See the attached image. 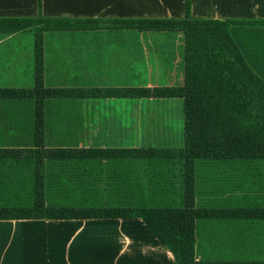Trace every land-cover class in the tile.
Returning a JSON list of instances; mask_svg holds the SVG:
<instances>
[{
  "label": "crops",
  "instance_id": "obj_1",
  "mask_svg": "<svg viewBox=\"0 0 264 264\" xmlns=\"http://www.w3.org/2000/svg\"><path fill=\"white\" fill-rule=\"evenodd\" d=\"M184 13V0H0V19L96 21L41 34L39 64L47 88L181 85V43L178 48L162 46L166 37L180 41L179 34L128 30L111 21L182 19ZM190 15L264 23V0H190ZM230 34L264 82V26L232 27ZM34 44L31 31L0 32V89L33 88ZM176 100L49 99L43 102L37 134L34 99L0 98V198L33 199L40 182L46 199L182 207L180 162L42 158L43 152L56 150L179 149L183 139L177 144L163 136L175 129L165 121L172 118L163 106ZM154 128L162 131L152 132ZM195 206L230 213L196 222V261L264 264V217H246L251 211L264 213V160L197 163ZM0 264H174V258L138 218L30 219L0 221Z\"/></svg>",
  "mask_w": 264,
  "mask_h": 264
},
{
  "label": "trees",
  "instance_id": "obj_2",
  "mask_svg": "<svg viewBox=\"0 0 264 264\" xmlns=\"http://www.w3.org/2000/svg\"><path fill=\"white\" fill-rule=\"evenodd\" d=\"M184 7L182 19L111 21V24L120 22L128 30L180 34L181 85L152 89L47 88L43 85V70L39 64L41 34L76 30L85 23L96 21L41 16L35 19H0V32L34 30L37 33L33 88L0 89V98L35 100L37 134L41 129V111L45 100L121 96L180 100L183 139L182 147L175 150H56L42 153V158L52 160L180 162L183 180L180 208L120 206L87 198L46 199L44 185L37 182L33 199L15 202L0 198V221L138 218L170 251L174 264H242L195 260L196 222L230 215L223 210L195 206V169L196 164L201 162L264 160V82L247 64L230 34L232 27H261L264 23L195 19L190 15V0H184ZM35 157L40 158V153L37 152ZM16 158L21 157L17 155ZM246 217L262 218L264 213L251 211Z\"/></svg>",
  "mask_w": 264,
  "mask_h": 264
},
{
  "label": "rangeland",
  "instance_id": "obj_3",
  "mask_svg": "<svg viewBox=\"0 0 264 264\" xmlns=\"http://www.w3.org/2000/svg\"><path fill=\"white\" fill-rule=\"evenodd\" d=\"M29 31H31L34 34H37V33H35L36 31H34V30H29ZM163 40H165V41H164V43H162V46H166V47H170V48H172V47L178 48V44L181 43V38H180V41H179V37L178 36L166 37L165 39L163 38ZM33 47H34L35 50L37 49L35 44H34ZM177 65H178V63H177ZM177 69H178V67H177ZM167 105L163 106V107H165V109L162 110V111L163 112H168V113L170 112L172 119L165 120V121L172 122L174 124V126H175V129L172 131L170 136H167V135H163V136L166 137V138H171V142L179 144L182 141L181 140L182 139L181 138V136H182L181 135L182 134L181 101L180 100H176L174 103L170 102ZM163 107L160 106V108H163ZM152 110H154V109L152 108ZM160 122H162V121H160ZM152 130H153L152 132L162 131V129L155 130V128L152 129ZM165 132H167V130ZM160 139L163 140L164 138H160Z\"/></svg>",
  "mask_w": 264,
  "mask_h": 264
}]
</instances>
